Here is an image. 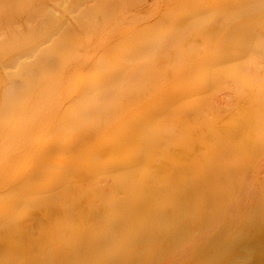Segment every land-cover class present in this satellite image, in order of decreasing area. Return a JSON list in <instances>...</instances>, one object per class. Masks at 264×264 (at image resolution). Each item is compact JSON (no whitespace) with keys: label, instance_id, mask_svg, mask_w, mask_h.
<instances>
[{"label":"bare ground","instance_id":"6f19581e","mask_svg":"<svg viewBox=\"0 0 264 264\" xmlns=\"http://www.w3.org/2000/svg\"><path fill=\"white\" fill-rule=\"evenodd\" d=\"M24 1L51 14L54 28L63 27L64 16L48 11L45 0ZM0 5L23 6L12 0ZM177 9L165 14L166 25L156 24L153 48L131 40L139 54L134 66L132 55H104L98 66L83 62L91 69L89 85L78 84L69 115L55 132L42 131L43 142L27 146L13 136L37 140L32 125L49 84L32 79L14 92L17 79L10 80L0 149L7 152L18 141L24 152L16 163L0 166V208L33 216L27 224L10 219V230L40 235L24 244L29 252L21 264H156L162 251L157 260L152 250L176 242L178 230H171L188 228L195 218L201 224L206 214L228 215L231 182L246 177L241 166L264 159V0H182ZM57 37L48 46L66 44ZM40 47L26 53L36 61L34 76L46 71L43 60L50 57L49 48ZM23 56L12 61L21 66ZM220 93L230 101L223 103ZM36 157L42 166H34ZM162 230L170 236L150 233ZM14 245L11 250H23Z\"/></svg>","mask_w":264,"mask_h":264},{"label":"rangeland","instance_id":"374dc122","mask_svg":"<svg viewBox=\"0 0 264 264\" xmlns=\"http://www.w3.org/2000/svg\"><path fill=\"white\" fill-rule=\"evenodd\" d=\"M12 1H20L23 6L19 9L18 7L0 5V148H2L1 144L7 138V133L5 131L7 123L3 111L6 97L3 95L6 94L5 89L12 86L10 80H13V78L14 80L17 79V81L12 82L13 85L16 84L13 86L14 88L11 87L14 92L18 88L22 89L21 87H23V85L26 86V82L32 79H34L33 82L42 80L40 82H43L44 85L49 84L51 92L54 90V93L49 91L46 94V101H44L42 105L38 103L39 108L35 111L36 115L34 116L32 130L35 131L34 137L37 140L30 137L29 140H26V144L24 139L20 137L16 138L18 135L13 136L14 140L20 139L21 142H24H22V144L27 146L30 144L29 142H33V140L38 143L43 142L41 139L44 138L47 130L48 132H55L61 118L69 115L72 108V95L78 84H81L83 87L89 85L91 73L89 67L91 64L94 63L95 66H98L106 60L105 56L108 58L109 56L112 57V55H117V57L130 58L132 55L130 58L132 60L129 59L128 63L130 66H134L135 62H133V59L139 56L138 48L134 50L131 48L134 40L139 44L142 43V45L148 46L150 49L153 48L154 43L151 41V34L154 33L156 24L159 22L160 25L165 24V14L169 13L170 10H172V13H175L182 0H62V2L61 0H45L49 6L47 8L49 9L48 11H55V13H52L58 18L59 16H64V19L62 17L64 23L61 18H59L63 26L59 28L60 31L56 29L57 27H53L55 22L52 18H50L52 20L49 19L51 14H48L49 16L47 18V15L42 12V10L34 8L32 4L26 5L24 0ZM199 1L200 0H196V2ZM227 1L228 0H220V3L224 4ZM62 3H64L63 7ZM58 4L60 6H58ZM109 5L110 7H106ZM103 7H106V9H102ZM50 8H52V10ZM71 10L74 11L75 14ZM43 14H45L46 17L42 16ZM204 14L206 13L203 11L202 16H204ZM225 18H229L228 15H225ZM48 20L51 23H49ZM69 23L71 26H68L70 25ZM48 25L50 27H47ZM149 27H152V30ZM50 28L54 30L51 31ZM180 29L181 28H178V30ZM146 31L149 32L147 33ZM42 34H45V36ZM59 34L62 35L63 38ZM55 35L58 36L57 38L65 39L63 42L67 41L66 44L61 47L59 44L53 45L51 43V45L48 46L50 41L58 43ZM174 35L175 34H173V36ZM147 36H150V38L148 37L150 40L148 39L146 41ZM50 37H53L55 40ZM150 43H153V46H151ZM40 44L41 47L38 50H48L49 48L48 55L50 57H48V59L44 56L45 59L43 61L45 65L47 63V67L45 66L46 71H38L43 76H39L38 74L40 73L38 72L37 75L34 76L32 70L36 65V61L33 59L30 60V55H26V53ZM137 46L138 44L136 47ZM131 49L133 53L130 52ZM19 54L24 55L22 60H25L21 66L30 65L31 68H27V66H25L26 69L25 67L22 68L20 65H16L17 62L12 61V59ZM54 55L55 57H53ZM47 60L51 61L49 62ZM38 61L42 62V59ZM146 61H148V59H146ZM83 62L88 63L89 67H85ZM262 64H264V58ZM22 69H25V72ZM73 70L75 71L72 72ZM26 71H30L28 73L30 75L26 74ZM25 77L30 78L27 80ZM53 78L54 80L57 78L58 82H55L57 80L54 81ZM52 81L53 83H51ZM68 81L70 85H68ZM54 82L55 85H53ZM21 83L24 84L21 85ZM52 86H54V88ZM56 89L59 92H57ZM220 94L223 103L225 100L230 101V96H226L225 93ZM11 96L12 99L15 98L13 95ZM42 124L44 126H42ZM17 126L18 125H15V128H17ZM18 141L16 142L17 147L14 144L15 147L7 150V152H2V149H0L3 153V155L0 153V166L4 163L6 164V162H17L22 152H24V147L21 146V142L18 143ZM36 147L38 148V145ZM4 159H6V161ZM33 162L34 166H39L41 164L43 165L44 160L36 157V159H33ZM245 165L241 166V168L243 167V169H245L244 175L246 177L240 179L239 183H237V181L234 182V180L231 182V188L229 189L231 194L228 196L227 200L229 199L230 201V199H232L230 201L232 209L228 212V215H223V213H215V215L206 214L202 219L204 222L201 224L197 222L195 218L196 223L189 226L191 228L190 230L189 227L171 230L172 233L178 230V233L176 232L175 234L176 236L174 234L172 236L176 242L172 243L170 246L164 248L159 247L152 250V256L155 254L156 256L160 255L157 257L159 261H156V264H264V159L259 160L255 166L252 167H248L247 164ZM241 168L239 167L236 170ZM240 185H242L241 189L239 187ZM247 185L248 189L243 190ZM232 189L235 190V192H233ZM1 202L9 203V200L2 199ZM212 215L215 218H213ZM32 217L25 213L21 214L19 211L12 214L10 206L0 208V264H21L27 259V253L29 251H25L23 246L30 238H39L40 235L38 231L32 229L28 235L23 228L20 230H10L7 222L14 218L21 224H27L32 220ZM35 217L38 218L39 214ZM139 231H141L140 233L142 234H138ZM167 231L168 230H162L150 233L162 236L163 232V235L167 237L171 234ZM135 233L140 236L145 234L142 230H136ZM146 234L149 233L147 232ZM16 243H20L23 250H11L16 247L14 245ZM158 251L160 252L159 254ZM7 252L12 254L11 258L13 260H7V255L4 256ZM161 254H164V256H161ZM141 262H143V260ZM136 263L137 262L130 264Z\"/></svg>","mask_w":264,"mask_h":264}]
</instances>
